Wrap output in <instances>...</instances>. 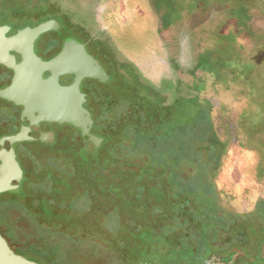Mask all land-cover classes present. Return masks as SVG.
<instances>
[{
    "label": "rangeland",
    "instance_id": "1",
    "mask_svg": "<svg viewBox=\"0 0 264 264\" xmlns=\"http://www.w3.org/2000/svg\"><path fill=\"white\" fill-rule=\"evenodd\" d=\"M110 1L0 0V23L27 29L50 16L89 43L113 76L101 101L115 109L103 115L107 128L98 131L108 136L101 161L110 165L108 151L115 149L118 164L145 175L138 181L136 173L114 169L103 177L95 162L80 167L77 156L49 162L36 151L41 178L50 171L77 177L63 183L49 173L58 189L54 195L52 187L43 189L50 204V197L34 199L32 192L2 204L9 237L21 251L16 253L39 264H140L146 257H166L185 242L194 248L204 233L205 211L216 200V216L224 215L229 224L218 229L214 246H239L245 255L238 264H261L256 259L264 240V35L252 29H264V22L260 14L241 10L252 6L264 14V0H115L108 20ZM101 27L113 32L102 35ZM212 91L216 102L205 98ZM235 118L245 120L235 125ZM126 132L136 137L131 144ZM215 139L223 145L218 156L210 149L218 145ZM129 144L131 151L124 149ZM91 171L96 174L88 180ZM236 174L242 182L233 186ZM167 227L171 231L165 233Z\"/></svg>",
    "mask_w": 264,
    "mask_h": 264
},
{
    "label": "water",
    "instance_id": "2",
    "mask_svg": "<svg viewBox=\"0 0 264 264\" xmlns=\"http://www.w3.org/2000/svg\"><path fill=\"white\" fill-rule=\"evenodd\" d=\"M59 28L60 24L56 20L21 30L12 29L9 25L0 26V65L13 71L11 84L0 90V97L23 108L21 131L0 139V203L11 202L23 194L25 175L17 160L15 144L24 141L28 132L34 133L40 142L51 144L55 133L50 128V131H43L42 124L72 127L66 128L70 131L81 129L84 135L79 146L84 153L92 154L93 158L103 141L90 132L93 120L83 106L85 96L80 90V83L84 79H95L102 83L110 81L100 61L93 58L86 46L75 39H67L62 50L48 61L35 53V41L42 34ZM66 34L71 37L68 29ZM12 52L21 56L20 62H17ZM67 75H74L75 80L71 85H62L60 78ZM74 144L69 142L65 146L69 149ZM112 168L140 174L138 167L120 164H113L109 169L101 170V173L108 176ZM260 259L264 261V244ZM0 264L39 263L17 254L0 231ZM204 264H233V260L212 254L204 260Z\"/></svg>",
    "mask_w": 264,
    "mask_h": 264
},
{
    "label": "flooded vegetation",
    "instance_id": "3",
    "mask_svg": "<svg viewBox=\"0 0 264 264\" xmlns=\"http://www.w3.org/2000/svg\"><path fill=\"white\" fill-rule=\"evenodd\" d=\"M51 19L52 18L50 16L47 17V20H51ZM56 21H58V23L60 24V28L58 30L49 31L47 33H44L35 41V48H34L35 53L45 61H48V60L54 58L62 50L64 42L67 39H75L76 40V37H74L73 35H71V37H69L66 34V28L60 20H56ZM3 25H6V23H4V22L0 23V26H3ZM11 28L16 29V30H21L20 28L14 27V25H11ZM7 36H9V34H7ZM76 41H78V40H76ZM78 42H80L86 46L88 53L93 58L100 61V63L102 64V66L104 67V69L106 70L108 75L110 76V81H108L107 83H102L99 80H95V79H84L80 83V90L85 96V102H84L83 106L90 112L91 118L93 120V125H92V129L90 132L92 134L102 138L103 141L100 144V146L98 147V149H96L95 156H94L95 158H93L92 154L84 153L82 147L79 146V142L82 143L83 135H84V132L81 129H73L70 131L69 129H66V128H72V127H64V126H59L56 124L44 123L41 125V128H43L42 129L43 131L47 132V131L52 130L55 133L54 142L51 144L40 142L39 140L36 139L34 133L28 132V135L24 141L18 142L17 144H15V151H16L17 160H18L19 164H22L26 168V172H24L25 181L23 184V187H24L23 192L24 193L21 195L22 197L17 199V201H20L21 199H24V200L27 199V196H29L30 192H32L33 195L35 196L34 199L38 198V195H40V194H42L44 197H47V196L50 197V198L45 199L50 204V202L52 201V197L49 196L50 193H47V194H46V192L44 193L43 189L47 188L48 186L52 187L51 188L52 190L50 192L53 195H54V192H56L58 189H57V184H56L57 182L48 181L47 177H48L49 173H50V175L57 177V179L62 180L64 178L63 183L64 182L69 183L70 181H73V179H75L77 177V175L71 174V173H68L65 175L64 173H58L56 171H50L49 173L46 174V178H44V177L41 178L40 177L41 175L39 174L40 168H39V166H37L38 163L35 161L36 159H34L35 158L34 153L36 151L44 152V155L46 156V157H44V159L46 161L49 160V162H53V161L58 162V161H61L62 159L66 160V161H73L72 159H70L71 158L70 156H72V157L77 156V157L81 158V160L79 161L80 167L85 165V164L95 162L96 165L98 166L97 167L98 172L101 174V176L105 177L101 173V170H104V169L101 166V164H99V163H101V162L103 163L105 161V160L101 161V150L108 144V136L104 134V131H102V132H98V131L101 128L102 129L107 128V124H106L107 121L105 120L103 115H105L106 113L109 115H114V112H115L114 108H108L107 105H105L101 102L105 99V96H106V93H104L105 88L106 87H112V85H113V76H112V73L110 72V70L101 61V59L99 57H97V55L90 50L88 42H83L81 40ZM12 54L16 57L17 62L21 61V56L19 54L15 53V52H12ZM46 76H49V74H46ZM12 77H13V71L6 68L3 65H0V90L5 89L6 87H8L11 84ZM74 80H75L74 75H67V76H63L60 78V83L62 85H71V84H73ZM22 110H23L22 107L17 106L13 102H9V101L2 99L0 97V139H2L5 136H9V135H12V134H15V133L21 131L20 129L22 128V121H21ZM49 128H50V130H49ZM143 134H145V133H143ZM34 138H35V140H34ZM129 141L131 144L132 139H130ZM69 142H73L75 144L73 145L72 148L67 150L68 148L65 146V144L69 143ZM130 144H129V146L124 147V149H129ZM120 148H122V147H120ZM110 150H111V148H110ZM110 150L108 151V154L112 155L114 153L115 149L111 150V151ZM59 152H62V153L65 152V153L63 155H62V153L58 155ZM66 153H67V155H65ZM82 153H83V155H81ZM47 156H49V157H47ZM26 159L28 160V163L24 161ZM29 165H32L31 169H30ZM112 165L110 164L107 167V169H109ZM124 165H126V163ZM36 166H37V169L34 168ZM153 167H156V168L159 167L160 168L158 163L154 164ZM41 169H43V168H41ZM114 169L115 168H112L110 170V173L108 175L109 177H111L112 171H114ZM150 169H151V167H150ZM139 170H140V174H138L136 172V175H137V180L141 181L143 178H145V175H144V171L141 170V168H139ZM131 173H134V172H131ZM95 174H96V172H93V171L86 173L88 180L93 179V176ZM32 175H36L38 180L32 179L31 178ZM241 182H242L241 176H238L236 174L235 175V181H233V183H235V185H233V186H237ZM228 187L232 188V186H230V184H228ZM81 192L87 193V194L89 193L88 190L81 191ZM76 195H78V193ZM137 197L136 198L139 199L140 196H137ZM193 197H194V195H193ZM77 198L79 199V197H77ZM195 200L197 202H200L201 205H204L206 207V205L204 203H201L200 200L198 201L196 198H195ZM17 201H13V202H9V203H15ZM2 204H7V203H0V207L2 206ZM214 204H215L214 206L218 210V204H217L216 200H215ZM205 216H206V220L204 223V228H205L204 233L201 236V238L198 240V243L196 244V246L192 249L193 250L197 249V251H198L199 248H202L204 260L207 259L208 257H210L212 254H216V255L223 257L224 259L231 257L230 259L233 260V264H238V262H237L238 259L241 256L245 255V252H243V249H241L239 246H235V245H231V244H224V250H220L219 248H216L214 246V240L216 239V234L219 231L218 229L226 230L228 228L229 221L225 220V216L222 214H219V216L218 215L216 216V214H215V216L212 217L210 213L205 212ZM1 218L2 217L0 214V219ZM208 229L210 230V232H208ZM263 244H264V240L259 243L258 255H257V259H256L261 264H264V261L260 260V254H261ZM185 245L190 247L189 243H187V242H185ZM175 254H177V256L181 255V254L185 255V252L181 248L180 250H177L175 252ZM160 258H162V257H160Z\"/></svg>",
    "mask_w": 264,
    "mask_h": 264
},
{
    "label": "trees",
    "instance_id": "4",
    "mask_svg": "<svg viewBox=\"0 0 264 264\" xmlns=\"http://www.w3.org/2000/svg\"><path fill=\"white\" fill-rule=\"evenodd\" d=\"M104 13H106V15L107 16H109L110 14H109V11L107 12V11H105ZM252 13H254V14H260V16L262 17L261 19H262V21L264 22V14H261L257 9H255V8H253L252 6H250V7H248V6H244V7H242V10H241V14H245V15H247V14H249V15H251ZM108 20H111V17L109 16L108 17ZM105 21H107V20H105ZM106 23V22H105ZM107 25V23L106 24H104V26H106ZM102 29H104L103 31H102ZM120 29V28H119ZM253 29H255V30H253ZM252 29V32H253V35L254 34H260V35H264V29H262V28H260V27H258L257 29L256 28H253ZM108 30V31H107ZM213 30V33L217 30V27H213L212 29H211V31ZM101 31H102V35H106V34H108V33H111V32H113V29L111 28V27H107V28H105V27H101V29H100V32L99 33H101ZM219 46V43H218V41L217 42H214L213 43V45H212V48H215V47H218ZM209 52L210 53H212V50H209ZM246 73V72H245ZM247 73H248V71H247ZM247 73L245 74V78H246V76H247ZM212 88H214V87H212ZM211 90H216V89H211ZM201 94H203V93H201ZM210 94V95H209ZM247 94H249V93H247ZM216 93L214 92V91H212V93H208V96H206L205 98H209V99H211V100H213V101H215L216 102V100H217V98H216ZM163 104H166L165 102L163 103ZM238 104V103H237ZM237 104H236V106L234 107V109L235 108H237ZM162 105V104H161ZM234 113H236L235 112V110H234ZM217 118H219V117H217ZM245 120V118L243 119L242 118V120H238V118H235V121H234V123H236L235 125H239V123H241L242 121H244ZM240 128V127H239ZM155 131H158V132H160V130H158V128H157V130L155 129ZM170 131V130H169ZM172 131V130H171ZM127 132H128V129H127ZM127 132H126V134H127ZM170 132H168V134H169ZM148 135H152V136H155V135H157V133L155 134V133H152V134H148ZM126 137H128V138H133V139H136V137L134 138V136H130L129 134H127L126 135ZM232 142V141H231ZM214 143H217L218 145H216V146H213V145H210L211 147H210V149H212V152H213V156H218V154H219V148H221L223 145H222V143L220 142V141H218V140H216L215 139V142ZM233 143V142H232ZM234 144V143H233ZM236 144V143H235ZM125 150H127V151H131V149L129 148V149H125ZM211 152V153H212ZM116 153H117V151H114V153L112 154V155H110L111 156V158H112V163H111V165L112 164H118V162L116 161L117 160V158H116ZM134 153H136V152H134ZM235 154V152L233 151L232 153H230V155H232V154ZM233 154V155H234ZM236 155V154H235ZM234 155V156H235ZM236 156H238L239 157V155H236ZM237 158V157H236ZM217 159V163L215 164V171H217L218 170V168H219V164H220V158H216ZM231 160H230V164L228 165V167L230 168V165H231V162H232V159H234V158H230ZM237 160H238V158H237ZM229 162V161H228ZM109 165H107V162H103L102 163V167H103V169L104 170H107V167H108ZM162 166V165H161ZM116 169V168H115ZM120 170V169H119ZM127 171V170H126ZM129 172H134V171H130V170H128ZM134 173H136V172H134ZM227 176H228V173H227V175H226V178H227ZM197 177V176H196ZM24 193V192H23ZM199 200H200V198H199ZM11 202H13V201H11ZM3 203H9V202H3ZM201 203H203V202H201ZM205 210V209H204ZM217 208L214 206V209L213 210H211V212H210V210L208 211L207 209H206V213H209L210 212V214H211V216L212 217H214L215 216V214L217 213ZM168 228V230H165V233H168L169 231H171L170 229V227H167ZM0 231L2 232V234H3V236L8 240L9 239V241H10V244H11V247H12V249L16 252H21L20 250H18L17 248H16V246L12 243V240L10 239V237H9V231H8V226L6 225V223L4 222V220H3V218H1L0 219ZM168 231V232H167ZM208 232H210V230L208 229ZM189 248V249H188ZM182 249L184 250V252H185V255H183V254H181V255H178V257H173L172 255H174L175 253L174 252H176V250H171V252H170V255H167L166 257H162V258H159V257H157V258H151V257H146V260H144V261H142V263H140V264H204V255H203V253H202V248H199L198 249V251H197V249H195V250H193L191 247H188L187 245H185V243H183V245H182ZM180 250V249H179ZM157 254L158 252L157 251H155V250H153V252L151 253V254ZM176 255V254H175ZM231 257H229V258H227V259H225V260H229ZM143 259V258H142ZM43 260H46V259H43ZM261 260V259H260ZM263 261V260H262Z\"/></svg>",
    "mask_w": 264,
    "mask_h": 264
},
{
    "label": "crops",
    "instance_id": "5",
    "mask_svg": "<svg viewBox=\"0 0 264 264\" xmlns=\"http://www.w3.org/2000/svg\"><path fill=\"white\" fill-rule=\"evenodd\" d=\"M113 1H115V0H111V1L108 2V4L106 5V6H108V5L110 6V7L108 6V11H109V12H110L111 5L115 4V2H113ZM123 2H124V1H123ZM124 4H125V3H124ZM108 11H107V12H108Z\"/></svg>",
    "mask_w": 264,
    "mask_h": 264
}]
</instances>
